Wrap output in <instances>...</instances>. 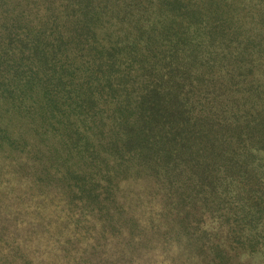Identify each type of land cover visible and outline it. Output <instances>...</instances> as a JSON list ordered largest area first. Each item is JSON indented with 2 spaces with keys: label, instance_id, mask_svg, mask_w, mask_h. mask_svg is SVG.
Segmentation results:
<instances>
[{
  "label": "rangeland",
  "instance_id": "obj_1",
  "mask_svg": "<svg viewBox=\"0 0 264 264\" xmlns=\"http://www.w3.org/2000/svg\"><path fill=\"white\" fill-rule=\"evenodd\" d=\"M221 1L212 19L204 1L184 13L201 0H0V264H264V159L245 177L219 172L218 199L198 195L188 222L163 176L128 156L86 158L149 76L169 79L189 114L217 99L242 119L244 89L264 87L249 45L264 35V0Z\"/></svg>",
  "mask_w": 264,
  "mask_h": 264
},
{
  "label": "trees",
  "instance_id": "obj_2",
  "mask_svg": "<svg viewBox=\"0 0 264 264\" xmlns=\"http://www.w3.org/2000/svg\"><path fill=\"white\" fill-rule=\"evenodd\" d=\"M172 1L179 2L180 0ZM193 1L187 0L186 3ZM203 1L210 18L216 19L221 0H201L196 9L186 10L184 13L187 16L201 15ZM90 5L86 4L84 10L82 5L81 10L87 11ZM260 17L264 24V12L260 13ZM91 24L90 20L85 27L89 29ZM254 36L256 37L251 39L249 45L255 43V47L259 48L254 49L252 55L257 64H263L264 35L258 33ZM257 64H255L256 67ZM198 67L201 68V66ZM242 67L243 60L227 72V80L224 81L232 82L235 74L241 71ZM257 77L261 80L259 73ZM168 81L169 79L165 80L162 76H149L146 84L144 83V88L140 84L138 94L131 96L127 93L124 106L116 107L117 111L115 110L111 119L114 124L109 123L108 130L112 131L114 136L107 142L100 141L102 144H96V146H103L104 152L95 150L93 152L95 157L86 158L93 162L95 159L106 160L107 158L122 160L128 156L138 163V166L148 169L149 173L157 177L163 176L164 183L169 186V190H172L174 186L179 187L177 188L179 194L177 201L185 204L183 210L186 211V218L190 222L192 213L196 211L198 205L195 201L198 195H201L202 201L205 202L218 199L219 184L215 177L219 172L225 171L228 174L237 172L245 177L248 172H251L249 170L251 160L262 166L264 159V87L260 89L256 84L249 83L244 93L253 97L254 102H250L242 119H237L241 116L236 114L237 110L234 107L228 111V114L221 116L219 111H221L222 102L217 99L213 101L214 105L211 102L207 106L208 111L205 109L202 115L189 114L190 110L186 108V101L183 98L178 100L174 106L173 99L178 95L169 91ZM226 88L223 91L221 87L218 88V95L224 94ZM124 109L130 111L128 116L134 117L132 122L123 117ZM45 111L46 115L54 114L53 107L48 110L46 106ZM40 116L46 121L44 115ZM60 117L64 121H70L68 116L62 114ZM47 123L50 126L54 125L52 121H47ZM65 125L66 122L58 123V128ZM65 128L70 133L61 140L67 149L68 142L72 139L69 137L72 129L66 126ZM85 128L87 126L84 124L80 132L87 130ZM73 132L77 134V131ZM103 137L106 139L105 134L100 136L101 139ZM98 141L97 137L94 142ZM84 142L85 151L94 147L89 141ZM71 148L69 144V149ZM238 149H241L240 152H237ZM79 155L77 153L78 157ZM189 213L190 218L187 216Z\"/></svg>",
  "mask_w": 264,
  "mask_h": 264
}]
</instances>
